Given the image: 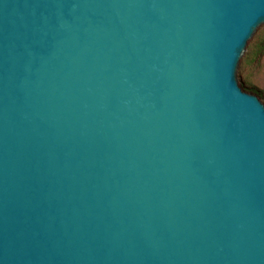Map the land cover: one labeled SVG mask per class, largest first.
<instances>
[{
    "label": "water",
    "instance_id": "1",
    "mask_svg": "<svg viewBox=\"0 0 264 264\" xmlns=\"http://www.w3.org/2000/svg\"><path fill=\"white\" fill-rule=\"evenodd\" d=\"M262 26L264 0H0V264H264Z\"/></svg>",
    "mask_w": 264,
    "mask_h": 264
},
{
    "label": "rangeland",
    "instance_id": "2",
    "mask_svg": "<svg viewBox=\"0 0 264 264\" xmlns=\"http://www.w3.org/2000/svg\"><path fill=\"white\" fill-rule=\"evenodd\" d=\"M264 40V26L250 42L237 72L240 87L247 93L256 95L264 104V51L254 56L252 49Z\"/></svg>",
    "mask_w": 264,
    "mask_h": 264
},
{
    "label": "trees",
    "instance_id": "3",
    "mask_svg": "<svg viewBox=\"0 0 264 264\" xmlns=\"http://www.w3.org/2000/svg\"><path fill=\"white\" fill-rule=\"evenodd\" d=\"M252 50H253V51H252V53H253L252 56H254V52H256V53H255L256 56H257L259 53H262V52L264 51V40L261 41L259 44H257L256 47H255L254 49H252Z\"/></svg>",
    "mask_w": 264,
    "mask_h": 264
}]
</instances>
